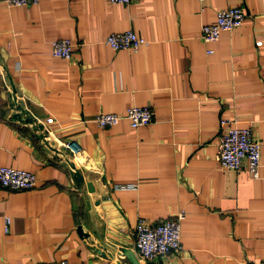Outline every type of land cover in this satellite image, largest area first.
<instances>
[{
    "label": "crops",
    "instance_id": "1",
    "mask_svg": "<svg viewBox=\"0 0 264 264\" xmlns=\"http://www.w3.org/2000/svg\"><path fill=\"white\" fill-rule=\"evenodd\" d=\"M228 5L245 9L243 25L204 40ZM127 28L149 42H106ZM61 37L75 43L71 58L53 54ZM145 104L150 124L94 119ZM223 116L252 123L258 177L219 164ZM0 164L38 177L33 188L0 183V264H133L125 249L148 264L137 221L181 211L182 248L156 264H263L264 0H0Z\"/></svg>",
    "mask_w": 264,
    "mask_h": 264
},
{
    "label": "built area",
    "instance_id": "2",
    "mask_svg": "<svg viewBox=\"0 0 264 264\" xmlns=\"http://www.w3.org/2000/svg\"><path fill=\"white\" fill-rule=\"evenodd\" d=\"M8 5L36 4L40 0H4ZM113 3H129L132 0H109ZM246 16L241 5H228L221 7L217 12V19L212 23H205L202 27L204 40L212 42L220 38L224 31H232L243 25ZM106 42L114 49L137 48L149 42L144 36L139 35L134 29L116 30L109 33ZM53 54L71 58L75 52V43L69 37L56 38L51 41ZM258 44L262 40L257 41ZM209 48L208 52H213ZM155 111L151 105H131L123 112L100 111L94 117L101 127L112 126L122 119H128L133 127L150 124L155 120ZM49 116L47 120L53 121ZM222 132L218 140L217 160L222 167L239 170L243 167L259 176L262 158V142L255 136L252 123L242 124L237 118L223 116L220 119ZM72 152L80 150L81 146L76 139L64 142ZM0 183L3 186L15 189L33 188L37 186L38 177L30 169L0 164ZM185 212L181 211L175 216L159 221L139 218L136 223V245L139 254L148 264H156L159 255L177 252L182 248V222ZM10 217H6V230L9 229ZM67 264V261L63 262ZM264 264V263H263Z\"/></svg>",
    "mask_w": 264,
    "mask_h": 264
},
{
    "label": "water",
    "instance_id": "3",
    "mask_svg": "<svg viewBox=\"0 0 264 264\" xmlns=\"http://www.w3.org/2000/svg\"><path fill=\"white\" fill-rule=\"evenodd\" d=\"M27 120H28V121H29V120L33 121L34 119H33V117H32L31 115H28V116H27ZM77 179L80 180V181H82V182H83V180H84V178H83L82 175L77 176ZM125 250H126V251H125V254L131 257V259H132V261H133V264H142V263L139 261L138 257L135 255V253H134L131 249H125Z\"/></svg>",
    "mask_w": 264,
    "mask_h": 264
}]
</instances>
